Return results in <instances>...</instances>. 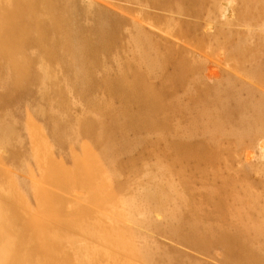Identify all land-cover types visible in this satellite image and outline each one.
Masks as SVG:
<instances>
[{"label": "bare ground", "instance_id": "bare-ground-1", "mask_svg": "<svg viewBox=\"0 0 264 264\" xmlns=\"http://www.w3.org/2000/svg\"><path fill=\"white\" fill-rule=\"evenodd\" d=\"M117 1H119V0H117ZM123 1L127 2V3H131L130 0H123ZM165 1H164L165 3L169 2L168 0H165ZM180 1H183V0H180ZM198 1L199 0H188V1L186 0V3L192 4L193 2L196 3ZM214 1H216V2H214ZM214 1H213V3H211L212 6L210 5L211 7H213V10L210 11L211 14L209 13V15L213 14L214 16H208L207 15V19H210L209 17H212V18L217 17V15L221 14L222 17L224 16L223 18L225 21L224 20L223 21L226 23H229V20L231 18L229 19L228 18L229 16L225 15V11L228 9V6L231 5L234 1L233 0H232L233 2L229 1L228 4L225 3V5L227 4L226 5L227 9H226V6H225V8L218 6L217 0H214ZM239 1H240V3L243 2L242 4L244 5V6H242L240 4V10H241L240 14H243L242 16H245V18L246 17L250 18L252 15L251 18L255 19L254 21L259 20L257 22V28L255 27L256 29H254L253 30L254 32H252V33H254L253 35H252L249 27H246V28H248L247 31L250 32L251 35L253 36L254 41H256L257 39H258L257 41H260L258 48L261 49V53L260 52H258V53L261 54L260 57H261L262 61H259V62L264 63V18H261L262 15L264 17V0H239ZM143 2L144 1H142V2L139 1L138 3H136V6H134L136 11H138L139 16H137V14H135V15L132 14L133 16L128 14L127 15L128 17H124L123 13H121L122 15L120 13H118L119 12L118 10L123 11L124 9H128V11L130 12V11H132V10H129V9H131V7L125 8V5H123L124 7L122 5H119V3H116V0H0V84H2L3 86L5 85V88L7 87L6 89H8V88L10 89V87H11L12 90L14 91V93L15 92L18 93V96L20 93L27 95V93L29 92L30 94H32L33 87H31V86L38 84V86L37 85L36 86L38 88V93L40 94V100L44 103L47 102L50 105L51 104H57L58 108H60L62 110V111H59V112H61V114L57 113L55 111H54V113H53V111L51 113L44 112V109H41V111L37 112L39 115H41L43 117V121H42L43 125L48 119H51V120L53 119L54 128H52V130H50V133H51L52 137L58 138L57 139L58 144L60 142V144L62 143L64 145L65 144L64 142L69 141L67 138L72 139V136L64 137L65 130L67 131L66 133L70 132L71 130H74L73 128L72 129L70 128V131L65 129V128H67V124H69V123H67L68 122L67 119L72 118L71 120H74L78 124V126L81 128L80 129L81 131L80 130L78 131V126H77L76 130L72 131L74 133L73 134L74 138L72 140L75 143L77 142V140L78 141L80 140L81 143H83L82 146H84V148H87L90 146V149H92V146L90 145V143L93 145L97 144L95 146V147H97L98 145L103 143V140H104V143L102 144V146L104 145L103 149L100 146L99 149L94 148V151L98 150V152H96V153H99L100 155L103 152L104 157L107 158L106 161L108 160L107 162H110L111 164H113V163H115L114 158L117 157V155H121L119 153H122L123 150L128 151V147H130L133 144V143H131L132 140L129 142L128 139L126 138V136H127L126 134H128V133H126L125 131L128 128L132 129V130L134 129V131H138V133H139V131H141L143 129L144 130L148 129V131H149V128L152 129V128L158 127L161 130L162 129L166 130V129L171 128V125H170V123H168V119L165 116L167 113L166 114L164 113L166 110L165 107H167L163 103V102H166V100L163 99V96L166 93L164 91V85L161 86L160 88H156L155 85L152 84L149 81L150 79L148 78L149 76H148L147 72H149V73L153 72V74H151V75L156 76V75H154L155 72L151 71L149 69V68H153L155 66V65L153 66L154 63H152V62H151L152 65L149 64V65H147L149 67L146 66V68L149 70L148 71L145 68V66L143 68V66H141L140 63H137L138 59H135L136 57H134V55H132V56L135 60H137V62L134 59H132V57L131 58L128 57L129 60H131V59L134 60L132 62H134L136 65H138V68L136 66L137 70H136V72L133 73L132 79L128 78L126 73L124 74L122 72H121L122 74L115 75V73H114V75H111V73H109V71H106V69H104V68H108V67H104V68L101 67V68H103V69H101L102 71L100 70L101 71L100 75L102 76V78L98 77V76H100L99 75L100 71L98 74L94 73L95 75H97L98 80H101V82L103 84L113 85V87L116 89V91H118L119 93H124L125 95H127V98L129 97L132 100H135V102L142 105V107H141L142 109L139 108L142 110V112H140L141 111L140 110V111H137L138 113H135V112H132V110L130 111L129 108H127L128 106L132 105V101H130L131 102V104H130V102H128V100L126 101V103H124L125 101L123 100L124 101L123 103L126 104L127 107L125 109L126 114L123 116L121 115L122 116L121 118L118 114L120 112L122 113L123 110H121L120 108L117 109L113 105L106 103L107 101L103 102L102 98H101V100H102V102H101L100 100L96 99V97H94L95 98L94 102H96L95 103L96 112L91 109L92 105L94 106V104H92V102L88 101L90 103V105L89 104L88 105L91 107L89 108L90 109L89 112L85 110L87 112V115L82 116V114H81V116H77V115H75L76 113L73 114L74 111L77 109V107H75V105H78V101H77L78 98L73 99V98H75V97H73V98L69 99V97H67V92H70V90H72V88H74L72 86L73 83H70L72 88L70 85H69L70 87H67V86H65V84L68 83L69 81L68 82L66 81V83L64 82V86H65L64 87L63 85H61L59 83V82H63V80L60 81V79H58L60 77L58 76L59 74H57V73H60V71L62 74L67 75L66 71L70 72L72 69H74L73 68L74 63L76 64L79 61L80 56H83V50H84L83 45L85 43L90 45V48H91V45L93 46V44H95L97 47L99 45H102L101 50H103V48H105V47H103V46H105L104 44L107 43V40L106 41L104 40V36L109 35V34H110V36H113L111 34H114V32L116 33L117 29L115 27L118 23L117 21L127 22L125 25L126 28L123 26V24L120 23V25H122L124 28L123 29L124 31H122V32H124V33L126 32L129 34L131 31H134L136 36H132L133 40L132 41L130 40V42H133V44H134L133 46L135 47V49H134L135 51L141 52V54L139 53V56L137 58H139L140 55H142L141 56L142 58H143V56H147L145 58L148 59L151 56H153L152 52L154 50H155L154 51L155 53L157 52V50L154 49V50H151V52L145 51V52H149L151 54V56H150V54H146L145 52H143V53H145V55L142 54V48L144 49V44L142 42H140L141 40L139 39V37L141 38V36H138L137 35L138 33H141V34L150 33V34H152V35H149L150 37L153 35L154 36L160 35V36H162L163 40H165L169 43H173V44H175L177 41L179 42V40H178L179 37H175L173 30L167 29L168 31H166V28L163 29V27H160L159 24H156L154 18L158 17V14L161 16L160 13L167 14L168 11L170 13H172L171 12L172 10H174L175 13L177 11V13L179 14L178 16H181V14L187 15L186 13L185 14L182 13V11L184 9L179 10L177 7V9L175 10V8L171 7L174 5V3L170 7L168 6L169 8L167 9L166 8L167 5L162 4V2L160 0H152V2L148 1L149 3L148 2L143 3ZM176 2H178V3L177 4L175 3V7H176V5L178 6V4H180L179 0ZM132 4L135 5V3H132ZM182 7H180V9H182ZM171 8H172V10H171ZM184 8H186V7H184ZM128 11L126 13H129ZM163 11L167 12V13H163ZM207 11H208V9H207ZM197 14H198V12L196 13V15ZM167 15H169V14H167ZM172 15H169V17H171ZM248 15H250V16H248ZM204 17L205 16H203V18ZM171 18H173V17H171ZM178 19H182V18H178ZM213 19H215V18H213ZM173 20H172V22H173ZM246 21L248 22V20H246ZM181 22H182V20H181ZM113 23H115V25ZM112 25H114L115 27ZM230 25H233V24L231 23ZM253 25L252 26L248 25V26H250L251 28L252 27L254 28ZM206 27H207V24H206ZM168 28H170V27H168ZM164 30L166 31V33H165L166 35L161 34V32L164 33ZM226 30H228V29H226ZM224 33H225V31H224ZM144 34L142 35V37L144 38V41H146ZM221 35H222V33H221ZM236 35H238V34L236 33ZM245 35H247V33ZM229 36H231V35H229ZM249 36H247V37H249ZM111 38L112 39H110V40H113V37H111ZM146 38H147V36H146ZM162 38H161V40H162ZM244 38H246V36ZM249 38H252V37H249ZM150 39H153V38H149V40ZM243 40H245V39H243ZM150 41H152V40H150ZM241 41L242 40H240V42L237 41L238 43H235L232 46H233V50L236 53L238 52V54L240 53V55H242L244 57L246 51L248 50L247 49L248 47L244 46L243 43H245V44L250 43L251 44V42L247 41V40H246L247 42L246 41L241 42ZM146 42L149 43L148 40ZM225 42H228L227 39ZM184 43H182V44H184ZM130 44H132V43H130ZM145 44H147V43H145ZM149 44H151V43H149ZM112 45H114V44H112ZM122 45H124V44H122ZM151 45H153L154 47L158 46L156 44L154 45V43H152ZM96 46H93V47L95 48ZM128 46H131V45H128ZM133 46H131V47H133ZM111 47H114V46H110V48ZM124 47H125V45H124ZM127 47H125V48L127 49ZM131 47L129 48V50L131 49ZM94 48H92V49H94ZM125 48L123 49L124 52L126 50ZM129 50H126V51H128L130 54L131 51H129ZM255 50H257V49H255ZM110 51H111V57H110V54L107 56L110 57L109 62H112L113 59L111 60V58L113 57L114 54H116L115 51H117V49L115 51H113V49L111 48ZM93 52H92V55L90 56V59H94V58L99 56V55H97V53L96 54L94 53L96 56L93 55ZM113 52H115V53H113ZM118 52H119V50H118ZM190 52H192V51H190ZM107 53H109V52H107ZM134 53H136V52H134ZM117 54H119V53H117ZM129 54H128V56H130ZM131 54H133V53L131 52ZM247 54H250V53L248 52ZM253 54H251L252 61L249 63L250 66H248V65L247 66L249 67V70L251 68L253 71H256V73H257V72H259L258 71L259 68L257 66V59H256L255 55H253ZM122 55L124 56V54H122ZM126 55H127V53H126ZM135 55L137 56V54H135ZM100 56H102V55H100ZM119 56L120 55H117V58ZM141 57H140V59H141ZM83 58H86V57H83ZM87 58H89V57H87ZM105 58L106 57H101L102 62H99L100 61L99 57H98L99 61L96 59H95V61H98L102 65V63L104 61L103 59H105ZM121 58L122 57L120 56V59ZM124 58H127V57L124 56ZM151 58H154V57H151ZM45 59L48 61V63H53V65L57 64L56 65L57 69L54 68L55 66L49 67L50 65H48L47 63H46V65L43 64ZM107 59L108 58H106V60ZM114 59L117 60L116 56ZM147 59H145V60L143 59V61H145V62H143L142 60L141 61L143 63H146ZM164 59H166V58H164ZM249 59H250V57L247 58L248 61H249ZM125 60L126 59H124V60L121 59V61L119 62L120 64H123V63H121L122 61L124 62V67H123V65L120 66L119 67L120 70H122L121 67H123V69L126 68L125 63L127 65V68L132 65V64L131 65L129 64L130 62H125ZM157 60H158V58H157ZM88 61H85V62H87L89 64L93 60H91V61L88 60ZM151 61L154 62V60H152V59H151ZM98 62L96 63L97 65H99ZM147 62L150 63V60H148ZM91 63H93V62H91ZM115 63L117 64V62H115ZM156 63H158V62L156 61ZM160 63H158L159 64V69H158L159 71L162 69L160 67V65L163 62L161 64ZM77 64L75 65L77 68V71H75L76 72L75 79L78 81V83H80L79 81L82 78L84 79V78L88 77L89 76L88 74L91 75V73L95 72L94 70L88 69V68H93L95 65L89 64V66H88L87 64H84V62H83V65L88 66V68L85 67L86 68L85 71L83 70L84 71V74H83L82 73L83 68H81ZM244 64H245V62H244ZM258 64H260V63H258ZM90 65H92L93 67ZM143 65H145V64H143ZM206 65H207V63H206ZM60 66H62V67L58 68ZM260 66H261V64H260ZM156 67L158 68V66H156ZM207 67H209V65ZM111 68H113V67H111ZM141 68L146 69V71L141 70ZM61 69L64 72H62ZM130 69H132L133 71L135 70V68L133 69V67ZM197 69H199V66L196 62L190 61L188 58L181 57L180 59H178L176 67H175L174 72L176 73L177 78L173 79V84L176 85V82H177L178 84L182 85L184 78L189 73H190L189 76H191V73L197 72L196 78H198V79L195 80L194 84L192 83L196 87L197 92L203 93L204 95H209L211 93L214 94V98L210 102L208 101V98H207V100L205 101L204 104L207 103L210 107V110L218 112L219 116H221V115H225L227 117L236 116V119H235L236 125H233V124L232 125L237 129L232 128L231 130H229L227 132L222 131L221 134H225V136H227V137L235 138L234 136L236 135V133L239 136H241L243 134L242 132H239V130H238V128H242V129H246V131H248V132H250L251 130H253V131L258 130V131H260L259 136H260V138H262V136L264 134V91H263V93H259V97H257V98H251V99L245 98L246 100L243 98L241 99L240 98V97H242V96H240L241 90H245L246 93L250 97L251 95L254 96L253 90L256 92L257 89L253 86L256 89L255 90V89H253V87L249 83H245L247 81L246 80L247 78L245 79L246 81L243 80L238 87L236 84V81L231 77H229L225 83V86L227 88L226 91H223L219 88L213 90L207 84V81L212 80L214 77V72H212L213 68L208 69L209 71L205 70V68H204L205 71H203L202 73H199V71H196ZM55 70L57 72H55ZM132 70H130V71H132ZM152 70H154V69H152ZM210 70H212V71H210ZM110 72H115V71H113L111 69ZM233 72L236 73L235 71H233ZM261 72H263V71H261ZM128 73H129V71H128ZM70 74H74V73H70ZM252 74H253V72H252ZM240 75H239V77H240ZM247 75H249V74H247ZM152 76H150V77L153 78ZM192 76H193V74H192ZM91 77H93V76H91ZM245 77H247V76H245ZM193 78H191V79L194 80ZM57 79L59 80V82ZM155 79H156V77H155ZM191 79H189V80H191ZM91 80H97V79L91 78ZM91 80H89V82ZM189 82H191V81H189ZM75 83H76V81H75ZM82 85H83V83H82ZM91 85H93V84H91ZM99 85L97 86L98 90L96 91V94L99 91V89H102V91H103V89L106 88V87L105 88L100 87ZM165 85H167V84H165ZM61 86H63V87H61ZM88 86H90V85H86V88H85V86L83 87V86L78 84L77 88L76 89L74 88V90L77 91V93H79V94L82 92V90H86V89H87L86 91L89 92L90 90H88V88L90 89V87H88ZM189 86H191V83H189ZM82 87H83V89H82ZM92 87H94V86H92ZM189 89H187V90H189ZM191 90H194V89H191ZM75 91H73V92H75ZM212 91H214V93ZM1 93H3V92H1ZM113 93L115 94L116 92H113ZM91 94L92 93H90L89 95H91ZM228 94H229V96H228ZM74 95H76V92ZM121 95H123V94H121ZM0 96L4 97V98L0 97L1 99H3L1 104H5V103L7 104V103L14 100V99L11 100L10 93H8L7 91L3 95L0 94ZM13 97H15V96H13ZM118 97H120V95ZM123 97H125V96H123ZM120 98H122V97H120ZM91 99H93V97ZM190 99H191L192 103H195V104H199V102H201L200 99L195 95H191ZM214 99H215V101H214ZM83 101H86V100L81 99L80 102L82 103ZM102 103L105 104L104 107L99 106V104H102ZM202 103H203V101H202ZM121 105H123V104H121ZM137 105L138 104H136V106ZM141 105H139V106H141ZM84 106L86 107V105H84ZM123 106L125 108V105H123ZM72 107L74 109L75 108L76 109L74 110ZM143 107H145V108H143ZM27 108H29V107H27ZM49 108H50V106H49ZM171 108L174 111H176V112L179 111L181 114H183L182 113L183 109L181 107L177 106L176 104H172ZM23 109H22V111H23ZM80 109H83V108L80 107ZM118 110H120L119 113H117ZM25 111L29 112L30 114L34 113V112H30L28 109L27 110L25 109ZM85 111H81V112H85ZM37 113H34V114L37 115ZM62 113H65V114H62ZM24 114H27V113L25 112ZM24 114H22V116ZM109 114H110V119H109L110 121L105 122L106 121L105 116L107 117ZM11 115H12V113H11ZM27 117L29 118L30 116H27ZM0 118H2V117L0 116ZM28 118H26V119H28ZM34 120H32V121H34ZM9 121H11V119ZM9 121L6 118L0 119V151H5V153L6 152L8 153V155H4V157H2V158L6 159V161L8 163H10L9 161L11 160L10 165H13L16 161L15 159H17V158L20 159L21 157H23V158H21L20 162L23 163L24 169L27 168V170L29 171L30 170L29 164L31 163L30 160H31V158L34 157V155H36L35 154L36 152H34L31 148L27 149V146H24L21 144L18 146L17 143H14V139L15 140L18 139V137H20L21 134L17 131V129L15 128V125H13V123H12L13 121L12 122H9ZM30 121H31V119H30ZM192 122H193L192 123L193 131L194 132L200 131L199 128L201 126L199 127V123H197V121L196 122L192 121ZM39 124H41V123H39ZM175 125H176V123H175ZM182 125H184V124H182ZM187 125H188V123H187ZM177 126L176 127L173 126L172 127L173 129L171 128L172 129L171 131H174V134L171 136V138L169 137L170 138L169 148L174 150V151H177V153H180L181 156L183 157V161H186L185 159L191 160L190 158L194 157V155L192 154V152H193L192 148H194V147L199 149V151H204V153L207 154V156L203 155L204 156L203 158H201V157L198 158V161L195 164V166L198 168H200L201 164H209V163L211 164V167L216 168V166H219L221 164V161H220L221 159H219V157H218L220 154H226L227 153L229 156V157H227L229 161H232V159H233V161L235 160L236 162L240 160L241 155H240V153L237 152V150H235L237 148V145L235 148H233L235 145L231 146V144L234 143L233 140H231L232 142L230 143V146L233 149L231 147L229 148V146L227 145L228 143L225 144L228 147H226V146L222 147V145L220 146L219 144H217V142H219V141H216V139H218L216 137H215L216 139L214 140L215 143L212 141V139H211L212 143L207 142L208 139L207 140L204 139L205 141H203V140L194 141V140L189 138V136L191 137V136H193V134H191L189 136H185V134L183 132H181V129H183V128L180 129ZM184 126H186V125H184ZM63 128L65 130H63V132H62ZM201 128H202V130L206 129L203 125ZM43 129L46 130L45 127ZM186 129H188V128H186ZM29 130H30V131H28L29 134L26 137L30 139L35 134V132L34 131L32 132L31 129H29ZM40 130H42V129H40ZM217 130L218 129H216L215 131H212V132H216ZM156 131H160V130H156ZM183 131L185 132V130H183ZM246 131L244 133H246ZM17 132H18V135H17ZM160 132H162V131H160ZM201 132H203V131H201ZM138 133L136 132V134H138ZM154 133H155V131H154ZM207 133H208V131H207ZM251 133L252 132H250V134ZM256 133H258V132H256ZM142 134L143 133H141V135ZM162 134H164V133H162ZM169 134H171V133H169ZM204 134H202V136H204ZM218 134L221 135L220 133H218ZM58 135H59V137H58ZM207 135H209V134H207ZM213 135L214 134H212V136ZM60 136H61V139H60ZM76 136H77V138H76ZM159 136H162V135H159ZM254 136H255V133H254ZM257 136L258 135H256V137ZM140 137L141 138H138L139 141L136 139L137 140L136 143L139 142L141 145H145V139H142L143 135ZM154 137H157V136H154ZM222 137H220V138H222ZM256 137H254V138H256ZM35 138H36V136H35ZM65 138L68 141H64ZM132 138H134V137H132ZM211 138H214V137H211ZM251 138H253V137H251ZM33 139H34V137H33ZM53 139H56V138H53ZM248 139H249V137H248ZM153 140H154V138H153ZM155 140H158V139H155ZM262 140H263V138H262ZM109 141L111 143H109ZM225 141L226 140H224L223 142H225ZM234 141L236 142L237 140H234ZM74 142H70L71 145H73L72 143H74ZM75 143H74V146L76 145ZM86 143L89 144L87 147L85 146ZM115 143L120 144L121 149L117 145H115ZM161 143H162V141H161ZM157 144H158V141H157ZM158 145H157V147H158ZM223 145H224V143H223ZM74 146L72 148H74ZM59 148H61V147H59ZM78 148H79V144L75 150H78ZM131 148H129V151L131 150ZM134 148H136V146ZM137 148H139V147H137ZM80 149H82V148L80 147ZM80 149L78 151H80ZM99 150L100 151L103 150V151L100 153ZM109 150L112 152H116L115 154H117V155L114 154L115 157L111 156V153L108 152ZM132 150H133V148H132ZM143 150H144V148H143ZM81 151H84V150H81ZM94 151H92V154L88 150H86L84 152V156L90 157V159H89V157H84V158H85L86 162L88 163V165H86L87 170L89 171V173H91V176L93 178L90 175H88L86 172L84 173V172H81L82 170H80L79 172L77 171V173H78L77 174V180L78 179L90 180V182H89L90 186L92 185L94 188H96V190L94 189V191L95 192L97 191V192L102 194L103 193V191H102V188H103L102 182L103 181L102 180L99 181L98 179H99L100 175L103 173L102 169H105V167L102 166L103 168L100 169V165H99L100 159L94 158L95 157V155H93ZM146 151H148V150H146ZM252 151H249L250 154L253 153ZM44 152L45 151H43V153ZM117 152H119V153H117ZM258 152H260V151H258ZM43 153H42V155L44 156ZM132 153H133V151H132ZM245 153L248 154L247 152H245ZM245 153H244V155H245ZM40 154L38 156H40ZM78 154H82V152L81 153L78 152ZM105 154H107L108 156ZM122 154H124V153H122ZM250 154H248V155L250 156ZM92 155L94 157H92ZM254 155H256V154H254ZM263 155L264 154H261L260 157L262 156V158H264ZM97 156L99 157L98 154H97ZM144 157H142V158H144ZM217 157L219 160H217ZM250 157H252V156H250ZM0 158H1V156H0ZM35 158H37V157L36 156L34 157V162H35L34 165L38 168L39 166H37V164L39 161H37V163H36ZM244 158H246V160L244 159L245 162H242V163H245V164L247 163L245 166L248 165V169L250 168V170L251 169L253 170V168H254V170L256 169V171H259L258 170L259 168H255L256 167L255 162H253L254 163L253 164V163H251V160L248 157H244ZM39 159L41 161V158H39ZM140 160L141 159L136 161V158L134 159V158H131L130 156L126 159V161H127L126 165H128L130 167L134 166V170L137 174V176H136V174H134L135 172L133 171L134 172L132 175L133 177H130V178L132 180H133V178H135L136 183L138 184L137 189H136L137 191L135 190V194H136L135 198L136 199L131 200V201L127 200V199H122L123 203H124V204H122V206L125 207L126 209H128V211H126V214L128 215V217L130 219H132L135 222L142 223L143 225H144V223L148 224V226L151 227V229H153V232L155 233V234L154 233L153 234L154 235L157 234L156 235L157 237H158V234L159 235L161 234V236H163L162 235L163 233H164V235L167 233L168 239H170L171 242L173 241L175 243H179L178 245L181 244V246L183 245L184 247L192 249L194 252L195 251L198 252V254L203 255L207 259L208 258L210 260L213 259L214 261L220 260V262L227 263V264H264V222H262V224H261L262 227H260L259 226L260 223L257 222L258 220L251 222V221H248L249 220L248 218H246L248 220H245V221H248V222L244 224L243 223L244 219L241 220L243 217L240 218L242 215L235 214V216L238 215L239 217L238 216L233 217V214H231L232 217L228 216L229 213L232 211L230 210L229 204H227L230 201L227 202L226 199L230 200L231 197L227 198V196H226V198H225V195L230 190V189H227V187H228L227 182L229 181L230 178L228 179L227 177H222V176L216 175V177L220 180L221 184L218 183L219 180L217 178H216V180L213 178L214 181H213V183L211 181V183H212V187H213L214 191H213V189H211L212 188L211 187L210 188L211 191H206V193L203 194V197L200 196L202 199H205L206 203L213 206V208L216 209V211L220 210L218 215H217L218 217L215 216L214 220L209 222L208 219L210 220L214 216L208 217V218H206V220L204 219L205 220L204 221L202 218V213H203V210H202L203 207L202 206L203 205L200 206V207H202V208H200L199 206L195 205V202H197V201H193L195 194H194V189L192 187H195V186H193V184L191 183L192 182L191 179H194L196 176H199L198 178H200V180L207 178L203 175L202 172L199 173V175H196L195 177H193V176H191V175H193L191 173L188 174L189 175L188 176L186 174L187 171L185 170V172H186L185 174L190 179L189 178H183L181 176L182 177L181 179H176V181L178 180V183H176L175 179L172 175L173 173L172 174L167 173L168 178L165 179V175H166L165 171H161L160 173L155 174L154 172H152L149 169L150 167L148 168L146 165L142 166V168L140 169L141 171H140L139 168L137 167V165L140 164V162L142 161V160L141 161ZM73 161H75V160H73ZM44 163H45V165H43V167L47 171L42 170V169H38L39 171L40 170L42 172L46 171V173L51 172V171H55L56 173L57 172L61 173L60 168L57 165H55L53 162H51L49 160L48 161L45 160ZM81 163H80V165H81ZM227 163L228 162L225 163V161H224V164L226 165V167H227ZM102 164H104V163H102ZM178 164H181V163L178 162ZM193 164H194V162H193ZM238 164L240 165V163H238ZM141 165H142V163H141ZM253 165L255 167H253ZM104 166H106V164H104ZM107 166L109 167V165H107ZM108 167H106V168H108ZM40 168H42V166H40ZM228 168H227V170H228ZM242 168H243V166H242ZM112 169H114V167L111 168V170L109 168L106 170L112 171ZM128 169L130 170V168H128ZM9 170H6L5 167L2 168L0 166V264H48L46 260H45L46 261L45 262L43 259L42 260L40 259L39 255H38V251L36 248L29 246L25 243L24 239L22 238L21 230H20V236L21 237H19L18 227L20 226V223L22 220L21 219L22 213H21L18 205L15 204V202L11 199L10 195H8L7 193L4 192L5 191L4 188H6V187H9L10 190L13 191V185H15V188L20 187L19 189L22 190V193L25 191L24 194L26 196L27 195L30 196L33 193L35 195V198L37 201V206H40L39 203L42 205L45 219H44V223H43L44 226L41 228L40 234L45 239V241L47 242V245L45 244L46 250L49 253L53 254L54 264H69L72 260L71 259H65L63 257V255H61L59 252L55 253V249L53 247V242L57 241L58 235H59L58 229H57V224H56L57 219H58V222L60 224V227H62L68 233H74L76 231L75 224L79 225V223H76L78 220V216H76V214H74V212H76V211L73 210L74 211L73 212L72 209L65 210L64 206H62V204H64V203H62L60 201V199H62V198H60L59 200L56 199L57 194L59 193V190L60 191H67L69 189V187H70L69 181L68 180L66 181L69 183L68 188L67 187L61 188L62 185H59L57 183L58 181L56 179H54V177H52V174H53L52 172H51V176L46 177L48 174L45 176L44 179L46 180V183H52L55 186L57 184V186H56L57 191L55 190L54 192L52 191L50 193V190L48 188H46L48 191L47 196L49 198L47 201L49 203L51 202V204H48V202L46 203V202L42 201L43 198H41V197L39 198V196L43 195V187L42 186H39L38 184H31L28 182V180L21 178L17 174H16L17 175L16 178L19 182L16 181V183H15L14 180L9 179L10 176H11L10 178H12V174H10V173L14 172V171L12 170L10 172ZM162 170H164V169H162ZM216 170H217V168H216ZM42 172H41V175H42ZM105 172H107V171H105ZM140 172L142 173L141 177H143V178H139ZM182 172H183V170H182ZM193 172L195 174V171H193ZM261 173L258 176H260L264 179V177H263L264 173H262L263 175ZM4 174L8 175V180L3 179ZM63 174H65V173L63 172ZM253 174H256V173H253ZM14 175H15V172H14L13 176ZM39 176H40V173H39ZM57 176H59V175H57ZM145 176H147L148 179ZM225 176H227V175H225ZM59 178H60V176H59ZM198 178H195V179L198 180ZM66 179H68V177ZM7 182H8V184H7ZM194 182H195V180H194ZM17 183H18V186H16ZM209 185H211V184H209ZM90 186H87V188ZM263 186H264V184H263ZM181 188H183V190H181ZM195 191H196V189H195ZM200 191H202V190H200ZM185 192H186L188 197L184 196ZM251 193H253V191H251ZM251 193H249V194H251ZM110 194H111V192L109 194L106 193L105 197L111 198L113 196V194L112 195H110ZM234 194L235 193H233V195ZM259 194L260 193H258L256 195H259ZM20 196L21 195H19V197ZM252 196H254L252 199H251V196L248 197V199L254 200L255 202H257L259 200V197L257 198L254 195V193ZM200 197H199V199H200ZM39 199H41V200H39ZM23 202H25V200H23ZM52 203L54 205H52ZM202 203H204V202H202ZM206 203H204V205ZM234 203H235V200L231 204V206ZM245 203H246V201H245ZM263 203H264V199H263ZM248 204L251 205V202H249ZM254 204L258 205L257 203H254ZM25 205L27 207V204H25ZM235 205H236V203H235ZM57 206L59 208H57ZM110 206H112V207L114 206L113 202L110 203ZM261 206L264 208V204L261 203ZM232 207H234V206H232ZM239 207H241V206H239ZM253 207H255V205ZM253 207H252V209L255 210V208L260 207V206H257L255 208H253ZM235 208L240 209L237 206H235ZM36 209H38V207ZM208 209H211V208H208ZM96 210H98V209H96ZM101 210H103V209H101ZM92 211L94 212V209ZM224 211H227L225 213L226 214L228 213V215H224L225 214ZM239 211H241V209ZM239 211H237V213H239ZM101 212H103V211H101ZM207 212H204V213L206 214ZM213 212H211V213H213ZM94 213H96V212H94ZM222 213H224V214H222ZM260 213H262V216H264V209L261 208ZM105 214H103V215H105ZM159 214L162 216L161 219H163V220L158 219L157 216H159ZM207 214H209V213H207ZM210 214H209V216H210ZM221 214H222V216L220 218L219 215H221ZM245 214H247V213H245ZM56 216H58V217L56 218ZM90 216H91V219L89 222H90L91 226L94 228L103 229L102 225L105 226V224L102 223L103 221H101L100 218L95 219L90 214H89L88 218H90ZM94 216H96V215L94 214ZM227 216H228V218H230L229 220L227 219ZM245 217H247V216H244V218ZM231 218H233V219H231ZM55 219H56V221H55ZM256 223H259V224H257L259 227L256 225ZM140 226H141V224H140ZM115 227L117 228L118 233L121 235V237H122L121 243L123 244V247L127 251V254H126L127 255L126 258H128L127 264H139V262L137 263V260L140 261V263H142V264H204V262L210 264V262H206V261L202 260L204 257L201 259V261H203L202 263L200 261L195 262V260H193L194 261L193 262L192 260L189 259L191 257V256H189V254H188V256H189L188 258H186L185 256H184L185 257L184 258V257H182V255H176L179 252L178 253L177 252L172 253V251H171V252H169V254H170L169 255L170 257H169L168 255L163 253V251L160 252V250H161L160 247L162 245L161 246L159 245V247L157 246L160 241L157 242V239L155 236L153 237L151 234L148 236L146 235V237H148V238H144L141 241V240L137 239V235L139 233L136 232L135 230L131 229L129 226L124 225V224H119L118 226H115ZM252 229L254 230V232L255 231L257 232V233L255 232L256 236H254V235L252 236V233H251ZM94 231H95V229H94ZM84 235H86V234H84ZM84 235H83V237H84ZM151 236H152V238H151ZM97 238H99V236ZM171 242H170V244H171ZM87 243H88V241H87ZM170 244H168V245H170ZM116 245H117V243H116ZM178 245H175V247H177ZM163 246L166 247L165 244H163ZM219 247L223 248L224 252H223L222 256H220L221 253L218 252L220 250H217ZM88 248H90V247H87V249ZM184 249H186V248H184ZM82 250H84V249H82ZM91 250H92V248H91ZM180 250H182V249H180ZM86 251L87 250H85V252ZM100 251L104 252V250H100ZM166 251H168V250H166ZM171 253L173 255L172 256L173 258H171ZM77 254H79V253H77ZM180 254H181V252H180ZM185 255L187 256V254H185ZM199 259H197V260H199ZM53 262H52V264H53ZM215 263L217 264V262H214V264ZM73 264H75V263L73 262ZM115 264H117V263H115Z\"/></svg>", "mask_w": 264, "mask_h": 264}, {"label": "rangeland", "instance_id": "rangeland-1", "mask_svg": "<svg viewBox=\"0 0 264 264\" xmlns=\"http://www.w3.org/2000/svg\"><path fill=\"white\" fill-rule=\"evenodd\" d=\"M130 1H131V3L124 2L123 0H121V1L120 0L119 1L116 0V3H119V5H122V6L125 5V8L126 7H131V9H129V10H132V11H130V12L128 11V9H124L123 11L118 10L119 11L118 13H120V14L123 13V16L124 17H128L127 16L128 14H130V15L137 14V16H139L138 11H136V9L134 7V6H136V3H138L139 1L140 2L144 1L143 3L148 2V1L149 2L151 1L152 2V0H137L138 2L136 0H130ZM160 1L162 2V4H166L167 5V7H166L167 9L174 3V5L171 6L172 8H175V10L177 9V7H178L179 10H183L184 9L185 11L183 10L182 13H184V14L186 13L187 14V15H182L181 14V16H178L179 14L177 13V11L175 13L174 10H172V8H171V10H172L171 12L172 13H170L169 11H168V13L163 11V13H167L169 15H172L173 14L171 16L173 18L169 17V15H167V14H162V13H160L161 16L158 14V17L154 18L156 24H159V26L160 27H163V29L166 28V31L173 30V33H174L175 37H179V39H178L179 42L177 41L175 44H173V43H169V42L163 40L162 36H160V35H156V36L153 35V36L150 37L149 35H152V34H150V33L144 34L143 33L145 35L144 37H145L146 41L148 40L149 43H151V44L154 43V45L155 44L158 45V46H155L154 47L153 45H151L148 42L144 41V38L142 37L143 34L138 33L137 35L138 36H141V38L139 37V39L141 40L140 42H142L144 44V49L142 48V54H144V55H145V53L146 54H150L149 52H151V50H154V49L157 50L156 53L154 52L155 50L152 52V55L153 56H151V54H150V56L151 57H154V58H151L150 57V58L147 59V58H145L147 56H143V58H142L141 57L142 55H140V57H141V59H140V57L139 58H137V57L139 56V53L141 54V52L135 51L134 50L135 47L133 46L134 45L133 42H130V40L131 41L133 40L132 36H136L135 33H134V31H131L129 34L126 33V32L125 33L122 32V31H124L123 30L124 29L123 26L125 27V25H126L127 22H119V21H117L118 23L116 22L117 23L116 27L114 26L115 23H113L114 25H112V26H114L117 29V31H116V33L114 32V34H111L113 36H110V34L104 36V40L105 41L107 40V43L104 44L105 46H103V47H105V48H103V50H101L102 49V47H101L102 45H99L97 47L95 44H93V46H96L95 48L92 45H91V48H90V45H88L86 43L83 45L84 46L83 47L84 48V50H83V56H80V59L77 62L78 64L77 63L76 64L79 65L81 68H83L82 69V73L83 74H84V71L86 70V68H88L89 64L95 65L94 67L92 65H90L93 68H88V69H91V70H94L95 71V72L91 73V75L88 74L89 76L86 77L88 80L86 78H84V79L82 78L79 81L80 83H78V81L75 79V77H76V75H75L76 72L75 71H77V68L75 66L76 65L75 63L73 65V68L74 69H72L70 72H67L66 71L67 75L66 74H62L61 71H60V73L62 75L60 73H57V74H59L58 76L60 77L58 79H60V81L63 80V82H59V80L58 79L57 80L63 86H64V82L66 83V81L67 82L69 81L68 83L65 84V86L70 87L71 86L70 83H73L72 86L76 89L77 86H78V84L81 85V86H83V87L85 86V88H86V85H90V86H88V87H90V89L88 88V90H90V91L92 90L91 92L90 91L89 92L86 91L87 89L86 90H82L83 93L81 92L79 94L71 86L72 90H70V92H67V97H69V99L70 98H73V97H75L73 99H77L78 98L77 99L78 105H75V107H77L78 110L76 108H75L76 109L75 110L72 107L75 110L73 114L76 113L75 115H77V116H81V114H82V116L83 115H87V112L86 111L89 112L90 111L89 108L91 107V106H89L90 105L89 102H92V104H94V106L91 104L92 105L91 109L96 112V110H95L96 109V107H95L96 106L95 105L96 102H94V99H95L94 97H96V99L100 100L101 102H102V100H103V102H106L107 101L106 103H109V104L113 105L117 109L120 108L121 110H123L122 113L120 112V110H118V112H117V113L120 112L118 114L120 116V118L123 115L126 114L125 109H126L127 106L124 103H126L127 100H128V102L132 101V105H131L132 107L131 106H128L127 108H129L130 111L132 110V112L138 113L137 111H140L142 109L141 108L142 107L141 104L135 102V100H132L129 97L127 98V95H125L124 93H119L118 91H116V89L113 87V85H105V84H103L101 82V80H98V77L99 78H102V76L100 75L101 74V71H102L101 69H103L104 67H108L109 69L111 67H113L111 69L113 71H115V72H110L111 69L109 70L108 68H104V69H106V71H109V73H111V75H114V73H115V75L122 74V73L125 74L126 73V75L128 76V78L132 79L133 73L136 72V70L138 68V65H136L132 61H134L135 59H138V62H137V60H135V61L137 63H140L141 66H143V68H144V66L146 68V66L149 65V64H151V62H152V63H154L153 66L154 65L155 66L154 67L152 66L153 68H149V69L151 71H154L155 72L154 75H156V76H152L151 75V74H153V72L152 73L147 72V74L149 76L148 78L150 79V80L149 79L148 80L152 84H154L156 88H160L161 86L164 85V91L166 93L164 94L163 99L166 100V102H167V103L166 102H163L167 106V107H165L166 110H165L164 113L165 114L167 113L165 116L167 117L168 123H170L171 128L173 126L176 127L178 125L177 127H179L180 129L183 128V129H181V132H183L185 134V136H189V135L193 134V136H191V137L189 136V138L192 139V140H194V141H196V140L197 141L198 140L205 141V140L208 139L207 142L212 143V141L214 142V140L216 138H218V139H216V141H219V142H217V144H219L220 146L222 145V147H225L226 146L225 144H227V143H228L227 145L229 146V148L231 146H233V145H235L233 147V148H235L236 145H237V148L235 150H237V152L240 153V155H241L240 156L241 157L240 158L241 161L239 160L240 162L239 161L236 162L235 160L233 161V159H232V161H229L228 158H227L229 156L226 153V154H220L218 156L219 159H221L220 160L221 161V164L219 166H216L217 170H216V168L211 167V164L210 163L209 164H201L200 165V168H198V167L195 166V164L198 161V158H200V157L203 158L204 156H207V154L204 153V151H199V149H197V148L194 147V148H192L193 149L192 154L194 155V157L193 158H190L191 160L185 159L186 161H183V157L181 156L180 153H177V151H174V150H172V149L169 148V140H170L171 136L174 134V131H171L173 128L172 129L169 128V129H166V130H163V129L161 130V129H159L157 127V128H152V129L149 128V131H148V129H145V130L143 129V130L139 131V133H138V131H134V129L132 130V129H129L128 128L127 129L128 131L127 130L125 131L128 134H126L127 136L126 135L125 136H126V138L128 139L129 142L132 140L131 143H133L134 145L132 144L130 147H128V151H126V150L124 151L123 150L122 153H124V154L119 153L120 151L117 152V153H119L121 155H117V154H115L116 152H112V151L109 150L108 152L111 153V156L115 157L114 154L117 155V157L114 158L115 159V163L111 164L110 162H107L108 160L106 161L107 158L104 157V155H103L104 153L102 152L103 150L102 151L99 150L100 153L102 152L101 155L99 153H96V152H98V150L94 151V148L95 149L96 148L99 149L100 146L103 149V146L104 145L102 146V144L104 143V140H103V143H101L97 147H95L97 144L96 145L95 144L93 145V144L90 143V145L92 146V149H90V146L87 147L89 145L87 143L85 144V146L88 149L87 148H84V146H82L83 143H81L80 140L79 141L77 140L76 143L72 140L74 138L73 137V134L74 133L72 131H75L76 128H77V126H78V124L74 120H71L72 118L71 119L70 118L67 119V121H68L67 123H69V124H67V128H65V129H67V130L70 131V128L71 129L73 128L74 130H71L70 132L66 133L67 131L64 128L62 129V132H63V130H65L64 137L72 136V139L71 138H67L69 140L68 141L65 138L64 141H68L69 143L68 142H64L65 144L63 145L62 143L60 144V142H59V144H58V141H57L58 138L57 137H52V135L50 133V130H52V128H54V126H53V124H54L53 123L54 122L53 119L51 120V119H48L47 118L48 120L45 123L43 122L44 123V125H43L42 124L43 117L41 115H39L37 112L41 111V109H44V112L51 113L53 111V113H54V111H55V112L61 114V112H59V111H62V110L60 108H58L57 104H51L50 105L49 103H47V102L44 103V102H42L40 100V94L38 93V88H37L38 84H36L37 86L36 85H34V86L32 85L31 86V87H33L32 94H30L29 92L27 93V95H24L23 93L22 94L20 93L21 95L19 94V96H18V93L17 92H15L16 94L14 93V91L12 90L11 87H10V89L9 88L6 89L7 87L5 88V85L3 86L2 84H0V91L3 92V93L0 92V94L3 95L7 91L8 93H10L11 100L14 99L13 101H11L12 103L8 101L9 102V103H7L8 105L6 103L5 104H1L2 103V100H3L1 98H4V97H1L0 96L1 97L0 98V105H1L0 106V116L2 117L0 119L6 118L8 121L11 119V121H9V122H12L13 121L12 122L13 125H15V128L17 129V131L21 134V136H20L21 138L18 137L19 140L18 139H16V140L14 139V143H17L18 146L20 144L21 145H24V146H27V149H30L31 148L34 152H36L35 153L36 155H34V157L35 156L37 157V158H35V160H36V163H37V161H39L38 164H37V166H39V167L37 168L34 165L35 164L34 157L31 158V160H30L31 163L29 164V167H30V170L29 171L27 170V168L24 169L23 163L20 162L21 158H23V157H21L20 159L19 158L15 159L16 160L15 163L13 165H10L11 164V160L9 161L10 163H8L6 161V159L2 158V157H4V155H8V153L7 152L5 153V151H0V156H1V158H0V166L2 168L5 167L6 170H9L10 169L9 170L10 172L12 170L15 172V175L14 176H13L14 172H11L10 173V174H12V178H10L11 176L9 177V179L10 180L11 179L14 180L15 183H16V181H18L17 178H16L17 175H18L21 178H24V179L28 180V182L31 183V184H38L39 186H42L43 187V195L39 196V198L40 197L43 198L42 201H44L46 203L48 202L47 200L49 199L48 196H47L48 195L47 194L48 191H47L46 188H48L50 190V193L52 191L54 192L55 190L57 191V188H56L57 184L55 186L52 183H46V180L44 178H45V176L47 174L48 175L46 177H49V176H51V172H52L53 173L52 174V177H54V179H56L58 181L57 183L59 185H62L61 188H63V187H67L68 188V184L70 183L69 184L70 187H69V189L67 191H60L59 190V193L57 194V198L56 199L59 200L60 198H62V199H60V201L65 204V205L62 204V206H64L65 210L72 209V211L73 210L76 211V212H74V211L73 212H74V214H76V216H78V220H77L76 223H79V225H76L75 224L76 231L74 233H68L66 230H64L62 227H60V224L58 222V219H57V221L55 219L56 224H57V229H58L59 235H58L57 241H54L53 242V247L55 249V253L59 252L61 255H63V257L65 259H71L72 261L74 260L73 262L75 264H88V263L89 264H115V263H117V264H127V259H128V258H126L127 251L123 247V244L121 243L122 237L118 233L117 228L115 227V226H118L119 224L127 225L131 229H133L136 232H138L139 233L137 235V239L138 240H141L142 241L144 238H148V237H146V235L148 236L150 234L153 237L155 236L156 239H157V242L160 241L157 246L159 247V245L160 246L162 245L160 247V249H161L160 252L163 251V253H165L168 256L170 255L169 252H171V251H172V253L173 252H177V253L179 252L176 255H182V257L185 256L186 258H188L189 256H191L192 258L190 257L189 258L190 260H192V261L195 260V262L196 261H200L201 263L203 262V261H201V259L204 257L203 255L198 254V252H196V251L194 252L192 249H189L187 247H184L183 245L181 246V244L178 245L179 243H175L173 241L171 242V240L168 239V234L167 233H166L167 235L165 234L166 236L163 233L162 234L163 236H161V234L160 235L158 234V237H157L156 236L157 234L154 235L155 233L153 232V229H151V227H149L148 224L144 223V225H143L142 223L135 222V221H133L132 219H130L128 217V215L126 214V211H128V209H126L125 207L122 206V204H124L122 199H127V200H130V201L136 199L135 198V195H136L135 194V190L137 189V186H138V184L136 183L135 178H133L134 181L130 178V177H133L132 175L135 172L134 166H131L130 167V166L126 165V162H127L126 159L129 156L131 158H134V159L136 158V161L139 160V159L142 160V161L140 160L141 161L140 164L137 165V167L139 168V170L142 168V166H145L146 165L148 168L150 167L149 169L152 172H154L155 174L160 173L161 171H165V174H166L165 175V179L168 178L167 177V173H170V174L173 173L172 175H173L176 183H178V180L176 181V179H181L182 177L183 178H189V177H187V175L190 174V173L193 174L191 176L195 177L196 175H199V173L202 172L203 175L205 177H207L208 179L205 178V179H201L200 180V178H198L199 176H196L195 178H198V180L194 178V179H191L192 182L191 181L190 182L193 184V186H195V187H192L194 189V194L196 195V196L194 195V200L193 201H197L198 202V203L195 202V205L196 206H199V207L203 205L202 206L203 208L200 207L203 210V213H202L203 220L204 219L206 220V218H208V217L214 216L210 220L208 219L209 222L210 221H213L214 218H215V216L218 217L217 215H218V213L220 211V210L216 211V209H214L213 206H211L210 204L206 203L205 199H202L201 198V197H203V194L206 193V191H211V189H213L212 183H213L214 179L216 180V178H217L216 175H217V176L227 177L228 179L230 178L229 181L227 182L228 183L227 184L228 185L227 189H230V190L228 191V193H226L225 198H226V196H227V198L228 197H231L230 200L229 199H226V201L227 202L230 201L227 204H229L230 210L232 212H230L229 215H228V213L227 214L225 213L227 211H224L225 214L224 213H222V214L228 215L230 217H232L231 214H233V217H237L238 215H242L240 218L243 217L241 220L244 219L243 220V223L244 224L247 223L248 221L253 222V221H257L258 220L257 222L260 223L259 226L262 227L261 224H262V222H264V216H262V213H260L261 212V208L264 209L261 206V203L264 204L263 203V199H264V186H263L264 183L263 182H264V179L262 177L258 176V175H260V173L262 171H263L262 173H264V158H262V156L260 157L261 154H264V146H263L264 145V134L262 136L263 140H262V138H260V136H259L260 135L259 134L260 131H258V130H254V131L251 130L250 132H252V133L250 134V132L246 131V129L238 128L239 132H242L243 133V134L241 133L243 136L241 134H240L241 136H239L236 133V135L234 136L235 138L227 137V136H225V134H221L222 131L227 132V131L231 130L232 128L237 129V128H235L233 126V125H236V123H235L236 116L227 117V116L221 115V114H220L221 116H219L218 112H215L213 110H210V107H209V105L207 103L204 104L205 101L207 100V98H208V101L210 102L214 98V94L211 93L209 95H204L203 93L197 92L196 87L193 85L195 83V80L198 79V78H196V73L197 72L196 73H191V76H189L190 75V73H189L185 77L186 79L184 78V81H183V84L182 85L178 84L177 82H176V85L173 84V79L174 78H177L176 73L174 72L175 71L176 64H177V61L181 57H184V58H188L190 61L196 62L198 64L199 69H197L196 71H199V73H202L205 70H208V69H212L213 68L212 69L213 71L212 70H210V71L214 72V77H213L212 80H208L207 81V84L213 90L219 88V89H221L223 91H226L227 88L225 86V83H226L227 79L229 77H231V78H233L236 81V84H237L238 87H239V85L241 84V82L243 80L244 81L247 80L245 83H249L252 87L254 86L257 89L256 92L253 90L254 96L251 95L250 97L246 93L245 90H241V92H240V96H242V97H240L241 99L242 98L243 99H245V98L246 99H251V98H257V97H259V93H263V91H264V70H263L264 69V63L259 62V61H262V59L260 57V55H261L260 54L261 53V49L258 48L260 41H257L258 39L257 40L255 39L256 41H254V38L252 36L254 34L252 32H254L253 30L257 28V22L259 20L258 21H254L255 19L251 18L252 17L251 14H250L251 15L250 18H248V17L245 18V16H242L243 14H240V12H241V10H240V4L242 6H244V5L242 4L243 2L240 3L239 0H236V1L233 0L234 2L232 0H217V3L218 4L217 3L216 4L218 6L223 7V8H225V6L228 4L229 1L230 2L232 1L233 2L231 5L228 6V9H227V6H226V9L227 10L225 11V15H228L229 16L228 17L229 19L231 18L229 20V23L224 22L225 21L224 18H223L224 16L222 17L221 14L217 15V17H213L215 19H213L212 17H209L210 19H207V15L208 16H214L213 14L212 15H209L210 11L213 10V7H211L212 6L211 3H213L214 0H199L198 1L199 3L198 2H196V3L193 2L192 4L186 3V0H183V1H180L179 0V3L180 4H178V6L176 5V7H175V3L177 4L178 2H176V1H178V0H171V1L168 0L169 1L168 3H165L166 2L165 0H160ZM214 2H216V1H214ZM132 3H135V5H133ZM225 3H227V4L225 5ZM180 7H182V9H180ZM184 7H186V8H184ZM207 9H208V11H207ZM127 11L129 13H126ZM196 11L198 12L197 15H196V13H197ZM250 15H248V16H250ZM203 16H205V17L203 18ZM178 18H182V19H178ZM261 18H264L263 15H262ZM172 20H173V22H172ZM181 20H182V22H181ZM246 20H248V22ZM120 23L123 24V26L120 25ZM231 23L233 25H230ZM206 24H207V27H206ZM248 25H250V26L253 25L254 28L253 27L251 28ZM168 27H170L171 29L168 28ZM246 27H249V29L251 30L252 35H251L250 32L247 31L248 28H246ZM226 29H228V30H226ZM166 31L164 30V33L161 32V34L162 35H166L165 34ZM224 31H225V33H224ZM221 33H222V35H221ZM236 33L238 35H236ZM246 33H247V35H245ZM229 35H231V36H229ZM146 36H147V38H146ZM245 36H246V38H244ZM247 36L252 37L253 39L252 38H249ZM111 37H113V40H110V39H112ZM148 37L149 38H153V39H150L152 41H150ZM161 38H162V40H161ZM226 39H227L228 42H225ZM243 39H245V40H243ZM240 40H242L241 42H244L246 40L251 42V44L249 42H248L249 44L243 43L244 46H247L248 47L247 48L248 50L246 51L245 55L243 54L244 57L242 55H240V53L239 54H238V52L236 53L233 50V46H232L235 43L240 42ZM129 42L132 43V44H130ZM181 42L182 43L185 42V43L182 44ZM145 43H147L148 45L145 44ZM112 44H114V45H112ZM122 44H124L125 47H127L128 45H131L133 47L128 46L127 49H126L124 47V45H122ZM110 46H114V47H111L113 49V51H115L117 49V51H115V52H116V54L119 53L117 55H120L122 57L121 59H123V60L126 59L125 62H130L129 64L130 65L132 64V65L131 66L129 65L130 67L127 68V65L125 63L126 68L123 69L124 62L122 61L121 63H123V64H120L119 63L121 61L120 56L117 58V55L116 54H114V55L112 54L113 57L111 58V60L113 59L114 61L112 60V62H109L110 61L109 58L111 57V51H110L111 48H110ZM123 47L126 50H129V48L131 47V49L129 51H131L133 54H131V52L129 54V52L125 50V52L127 53V55H126V53L123 50L124 49ZM92 48H94V49H92ZM255 49H257V50H255ZM118 50H119V52H118ZM91 51L93 52V55H95L96 53H97V55H99L98 57H99V60L100 61L98 60V57H96L94 59H90V56L92 55V52ZM145 51H149V52H145ZM190 51H192V52H190ZM107 52H109V53H107ZM115 52H113V53H115ZM134 52H136V53H134ZM143 52H145V53H143ZM248 52L250 54H247ZM258 52H260V53H258ZM109 54H110V57L107 56ZM122 54H124V56L127 57V58H124V56ZM128 54L130 56H128ZM135 54H137V56ZM251 54L255 55V57L257 59V66L259 68L258 71L261 74L259 72L256 73V71H253L251 68H250L251 71L249 70V67L248 66H250L249 63L252 61ZM100 55H102V56H100ZM132 55H134V57H136V58L134 59ZM115 56H116V59L117 60L114 59ZM83 57H86V58H83ZM87 57H89V58H87ZM101 57L108 58L107 60H106V58L103 59L104 60L103 63H102L103 66L99 63V62H102ZM128 57H130V58L132 57V59H134V60H132V59L129 60ZM249 57H250L251 60L249 59V61H248L247 58H249ZM157 58H158V60H157ZM162 58L163 59L166 58V59L163 60ZM95 59L98 60L99 62L98 61H95ZM143 59L144 60L147 59L146 60V63H143V62H145V61H143ZM151 59L154 60V62L151 61ZM84 60L85 61H88V60L91 61V60H93L91 62H93L94 64L91 63V62L88 64ZM148 60H150V63L147 62ZM155 60L158 63H160V62L162 63L163 62L162 64L160 63L161 64L160 67L162 68V69L160 68L161 69L160 71L158 70L159 69V64L156 63ZM83 62H84V64H87L88 66L87 65H83ZM97 62H98L99 65L96 64ZM115 62H117V64ZM244 62H245V64H244ZM46 63L48 65H50L49 67L55 66L54 68H56V65L57 64H54L53 65V63H48V61L45 59L43 64L46 65ZM206 63H207V65H206ZM258 63H260L262 67ZM143 64H145V65H143ZM122 65H123V67H121L122 70H120L119 67L122 66ZM208 65H209L210 68L207 67ZM136 66H137V68H136ZM156 66H158V68ZM61 67L62 66H60L58 68H61ZM101 67H103V68H101ZM132 67H133V69L135 68L134 71L132 69H130ZM147 67H149V66H147ZM204 68H205V70H204ZM146 69H142L141 68V70H145V71H146ZM152 69H154V70H152ZM130 70H132V71H130ZM99 71H100V73H99ZM128 71H129V73H128ZM233 71H235L236 73H234ZM261 71H263V72H261ZM55 72H57V71L55 70ZM62 72H64V71L62 70ZM252 72H253V74H252ZM70 73H74V74H70ZM94 73H96V74L99 73V75L101 77L100 76L97 77V75H95ZM246 73L249 74V75H247ZM192 74H193V76H192ZM239 75H240V77H239ZM91 76H93V77H91ZM150 76H152L153 78H151ZM245 76H247V77H245ZM155 77H156V79H155ZM91 78L92 79H97V80H91ZM191 78H193L194 80H192ZM189 79H191V80H189ZM89 80H91V81L89 82ZM75 81H76V83H75ZM189 81H191V82H189ZM81 82L83 83V85H82ZM189 83H191V86H189ZM91 84H93V85H91ZM165 84H167V85H165ZM98 85L100 87H103V88L106 87V88L103 89V91H102V89H99V91L96 94V91L98 90V87H97ZM63 86H61V87H63ZM92 86H94V87H92ZM83 87H82V89H83ZM254 87H253V89H255ZM187 89H189V90H187ZM191 89H194V90H191ZM73 91L76 92V95H74L75 92H73ZM113 92H116V93L118 92L119 94L118 93L117 94L116 93L114 94ZM212 92L214 93V91H212ZM90 93H92L93 95L92 94L89 95ZM121 94H123V95H121ZM119 95L122 98L118 97ZM191 95L197 96L200 99L201 102H199V104L192 103V101L190 99ZM13 96H15V97H13ZM123 96H125V97H123ZM228 96H229V94H228ZM92 97H93V99H91ZM101 98H102V100H101ZM81 99L82 100H86V101H83L81 103L80 102ZM202 101H203V103H202ZM214 101H215V99H214ZM121 104L125 105V108ZM130 104H131V102H130ZM136 104H138V105L136 106ZM172 104H176L177 106L181 107L183 109V112H182L183 114H181L179 111H177V112L174 111L171 108V105ZM84 105H86V107ZM104 105H105L104 103L99 104V106H101V107H104ZM139 105H141V106H139ZM49 106H50V108H49ZM27 107H29V108H27ZM80 107L83 108V109H80ZM139 108H141V109H139ZM143 108H145V107H143ZM22 109H23V111H22ZM25 109L26 110L28 109L30 112L37 113L38 116L35 115L34 113L33 114L32 113L30 114L29 112L25 111ZM81 111H85L86 113L85 112H81ZM25 112L27 114H24ZM140 112H142V110ZM11 113H12V115H11ZM22 114H24V115L22 116ZM62 114H65V113H62ZM27 116H30L31 118L30 117L28 118ZM26 118H28V119H26ZM30 119H31V121H30ZM109 119H110V114L107 117L105 116V120H106L105 122L110 121ZM32 120H34V121H32ZM192 121H195V122L197 121V123H199V127L200 126L202 127V125H203L206 128V129H204L205 131L202 130V128L200 127L199 128L200 131L194 132L193 129H192V123H193ZM39 123H41V124H39ZM175 123H176V125H175ZM187 123H188V125H187ZM182 124H184L186 126H184ZM44 127L46 128V130L43 129ZM185 127L188 128V129H186ZM29 129H31L32 132L33 131L35 132V134L32 136V138H30L31 140L26 137L29 134L28 133V131H30ZM40 129H42V130H40ZM80 129L81 128L78 126V131ZM216 129H218L216 132H212V131H215ZM153 130L155 131V133H154ZM156 130H160L162 132L156 131ZM183 130H185V132ZM201 131H203V132H201ZM207 131H208V133H207ZM245 131H246V133H244ZM255 131L258 132V133H256ZM18 132H17V135H18ZM136 132L138 134H136ZM141 133H143L142 135H143L144 138L142 137V139H145V145H141L139 142L136 143V141L138 140V138H141L140 137V136H142ZM162 133H164V134H162ZM169 133H171V134H169ZM218 133H220L221 135H219ZM254 133H255V136H254ZM202 134H204V136H202ZM207 134H209V135H207ZM212 134H214V135L212 136ZM159 135H162V136H159ZM256 135H258V136L256 137ZM35 136H36V138H35ZM154 136H157V137H154ZM33 137H34V139H33ZM58 137H59V135H58ZM132 137H134V138H132ZM152 137L154 138V140H153ZM211 137H214V138H211ZM220 137H222V138H220ZM248 137H249L250 140L248 139ZM251 137H253V138H251ZM254 137H256V138H254ZM53 138H56V139H53ZM76 138H77V136H76ZM60 139H61V136H60ZM155 139H158V140H155ZM211 139H212V141H211ZM224 140H226V141L223 142ZM231 140H233L234 143H232L231 146H230V143L232 142ZM234 140H237V141L235 142ZM157 141H158V144L159 145L157 144ZM161 141H162V143H161ZM70 142H74L76 145L74 146V143H72L73 145H71ZM109 143H111V142L109 141ZM148 143L149 144L151 143V144L149 145ZM223 143H224V145H223ZM78 144H79L78 150L80 149V147L82 148V149H80V151L75 150L78 147ZM115 145H117L121 149L120 144H118V143L116 144L115 143ZM157 145H158V147H157ZM73 146H74V148H72ZM135 146H136V148H134ZM228 146H226V147H228ZM59 147H61V148H59ZM131 147L133 148V150H132ZM137 147H139V148H137ZM129 148H131L130 151H129ZM143 148H144V150H143ZM81 150H84V151H81ZM86 150H88L91 154H92V151H94L93 152V155H95V157L93 155H92V157L100 159V161H99L100 169L103 168V167H105V169H102V172L103 173L101 172L102 174L100 175V177L98 179L99 181H101V180L103 181L102 182L103 183V188H102L103 193L102 194L99 193V192H97V191L96 192L94 191V189L96 190V188H94L92 185L91 186L93 188L90 186V183H89L90 180H88V179H81V180L78 179L77 180V174H78L77 171L79 172L80 170H82L81 172H84V173L86 172L88 175L91 176V173H89V171L87 170V167H86V165H88V163L86 162V160L84 158V157H89V156H84V152ZM146 150H148V151H146ZM43 151H45V152L43 153ZM132 151H133V153H132ZM249 151H252L253 153L250 154ZM258 151H260V152H258ZM78 152H80V153L82 152V154H78ZM245 152H247L248 154H250V156H252V157H250ZM42 153L44 154V156L42 155ZM244 153H245L246 156L244 155ZM39 154H40V156H38ZM97 154L99 155L100 158L97 156ZM254 154H256V155H254ZM105 155H107V154H105ZM142 157H144V158H142ZM218 157H217V160H219ZM244 157H248L251 160V163L255 162V166L256 167L254 165H253V167L259 168L258 169L259 171H256V169L254 170V168H253L254 171L252 169L250 170V168L248 169V165L245 166L247 163L246 164L245 163H242V162H245L244 159L246 160V158H244ZM263 157H264V155H263ZM39 158H41V161H40ZM89 159H90V157H89ZM45 160L46 161L49 160V161L53 162L55 165H57L60 168L61 173L60 172H57L56 173L55 171H51V172L46 173L47 170L44 169V167H43V165H45V163H44ZM73 160H75V161H73ZM224 161H225V163L226 162H228V163L230 162L229 164L227 163V167L224 164ZM178 162H180L181 164H178ZM193 162H194V164H193ZM80 163H81V165H80ZM102 163L106 164V166H104V164H102ZM141 163H142V165H141ZM238 163H240V165ZM107 165H109V167ZM40 166H42V168H40ZM242 166H243V168H242ZM106 167H108L110 170L113 167H114V169H112V171H110V170H106V169H108ZM128 168H130V170ZM227 168H228L229 171L227 170ZM38 169H42V170H46V171H43L42 172L41 170L39 171ZM162 169H164V170H162ZM182 170H183L184 173L182 172ZM185 170L187 171V173L185 172ZM105 171H107V172H105ZM193 171H195V174H194ZM41 172H42V175H41ZM63 172L65 174H63ZM39 173H40V176L41 177L39 176ZM253 173H256V174H253ZM134 174H136V172ZM57 175H59L60 178ZM141 175H142V173L140 172L139 173V178H143V177H141ZM225 175H227V176H225ZM66 176L68 177V179H66L67 178ZM136 176H137V174H136ZM145 177L148 179L147 176H145ZM263 177H264V175H263ZM3 179L4 180H8V175L7 174H4V178ZM67 180L69 181V183L66 182ZM194 180H195L196 183L194 182ZM211 181H212V183H211ZM218 183L221 184L220 183V180L218 181ZM7 184H8V182H7ZM209 184H211V185H209ZM16 186H18V183H17ZM87 186H90V187L87 188ZM19 188H17V187L15 188V185H13V191H11L9 187L4 188L5 189L4 192L7 193L8 195H10L11 199L15 202V204L18 205V207H19V209H20V211L22 213V217H21L22 220H21L20 226L18 227V229H19V237H21L20 236V230H21L22 238L24 239L25 243L27 245L32 246V247H34V248L37 249L38 255H39V257H40L41 260L42 259L44 261L46 260L48 264H52V262H53V254L49 253L46 250L47 242L45 241V239L40 234L41 228L44 226L43 223H44V219H45L43 207H42V205L40 203H39L40 206H37V201H36L35 195L33 193L31 194L32 196L30 195L31 197L29 195L26 196L24 194L25 191L22 193V190L19 189ZM195 189H196L197 192L195 191ZM181 190H183V188H181ZM200 190H202V191H200ZM213 191H214V189H213ZM251 191H253L254 195L257 198L259 197V200L257 202H255L254 200H251L254 197V196H252L253 193H251ZM110 192H111L110 195L113 194V196L111 198L105 197L106 193L109 194ZM233 193H235L236 195L234 194L235 195L234 196ZM249 193H251V194H249ZM258 193H260V194L259 195H256ZM19 195H21V196L19 197ZM184 196H187L186 192L184 193ZM250 196H251V199H248V197H250ZM199 197H200V199H199ZM22 199L25 200V202H23ZM39 200H41V199H39ZM234 200H235L236 205L234 203L232 205L234 207H232L231 204L234 202ZM245 201H246V203H245ZM111 202H113V205H114L113 207L110 206V203ZM202 202H204L206 204L204 205V203H202ZM249 202H251V205L248 204ZM24 203L27 204V207H26V205ZM254 203H257L258 205L254 204ZM48 204H51V202L50 203L48 202ZM253 204L255 205V207H257V206H260V207H257L258 208L257 209L255 207H253L254 206ZM52 205H54V204L52 203ZM235 206H237L238 208H240L241 211H239L240 209L235 208ZM239 206H241V207H239ZM37 207H38L39 210L36 209ZM252 207L255 208V210H253ZM57 208H59V207L57 206ZM208 208H211V209H208ZM93 209H94V212H96V213H94L92 211ZM96 209H98V210H96ZM101 209H103V210H101ZM101 211H103V212H101ZM237 211H239L240 214L237 213ZM204 212H207L209 214L211 212H213V213H211L210 216H209V214H207V213L205 214ZM245 213H247L248 215L245 214ZM89 214L92 215V217H94L95 219L100 218L101 221H103L102 223L105 224L106 227L104 225H102L103 226V229H98V228L92 227L91 224H90V222H89L90 219H91V216H90V218H88ZM94 214L97 217L94 216ZM103 214H105L107 217L105 215H103ZM222 214L219 215L220 218H221ZM235 214H238V215L235 216ZM228 216H227V219L229 220L230 218H228ZM244 216H247V217L244 218ZM57 217L58 216H56V218ZM157 217H158L159 220H163V219H161L162 216L160 214ZM246 218H248L249 220L246 219ZM231 219H233V218H231ZM245 220H248V221H245ZM259 223H256V225L259 224ZM140 224H141V226H140ZM94 229H95V231H94ZM253 229L251 230L252 236L253 235L256 236V233L257 232L255 231L256 232L255 233ZM84 234H86V235H84ZM83 235H84V237H83ZM98 236H99V238H97ZM152 236H151V238H152ZM87 241H88V243H87ZM170 242H171V244H170ZM116 243H117V245H116ZM162 243L165 244L166 247L163 246ZM168 244H170V245H168ZM85 245L87 247H90V248L87 249V247ZM175 245H178V246L175 247ZM91 248H92L93 251L91 250ZM184 248H186V249H184ZM82 249H84V250H82ZM180 249H182V250L184 249V250L182 251ZM85 250H87V251L85 252ZM100 250H104V252L103 251H100ZM166 250H168V251H166ZM217 250H220L218 252H220L221 253L220 256H222L223 255V252H224L223 251V248L219 247ZM180 252H181V254H180ZM77 253H79V254H77ZM172 253H171V258H173L172 257L173 256ZM185 254H187V256ZM188 254H189V256H188ZM204 258L202 260H204L206 262H210V264H214V262H217V264L218 263L219 264H227V263L220 262V260L219 261L218 260H215L214 261L213 259L210 260L209 258L208 259L206 257H204ZM197 259H199V260H197ZM72 261L69 264H73ZM138 262H139V264H142V263H140V261L137 260V263ZM53 264H54V262H53ZM204 264H209V263H205L204 262Z\"/></svg>", "mask_w": 264, "mask_h": 264}]
</instances>
